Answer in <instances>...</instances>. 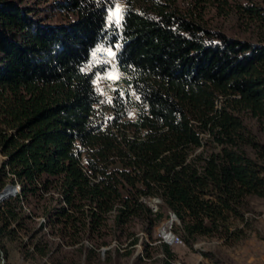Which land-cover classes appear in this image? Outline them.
<instances>
[{
	"label": "trees",
	"instance_id": "obj_1",
	"mask_svg": "<svg viewBox=\"0 0 264 264\" xmlns=\"http://www.w3.org/2000/svg\"><path fill=\"white\" fill-rule=\"evenodd\" d=\"M114 2L0 0V189L19 185L0 201V264L5 241L46 264H97L137 244L172 264L153 235L168 210L190 246L231 243L251 198L264 205L250 122L264 123V0H123L119 24ZM206 4L247 35L209 26ZM96 47L122 72L105 100Z\"/></svg>",
	"mask_w": 264,
	"mask_h": 264
},
{
	"label": "rangeland",
	"instance_id": "obj_2",
	"mask_svg": "<svg viewBox=\"0 0 264 264\" xmlns=\"http://www.w3.org/2000/svg\"><path fill=\"white\" fill-rule=\"evenodd\" d=\"M114 1L109 11V17L116 21L124 2L123 0ZM187 1L175 0V3L178 7L184 8L187 6ZM203 17L211 27L222 29L226 33L236 36L247 35V32L241 29L232 14H219L209 4H206L203 8ZM119 75H122V72L116 70V68L106 70L104 78L96 82V88L101 93L104 91L109 95L112 88L122 84V81L118 79ZM133 111L134 108H132L130 114H133ZM250 122L259 138L264 141V123L257 127L252 120ZM251 203L255 212L248 214L247 224L242 235L231 243H224L215 236L198 235L192 244L188 246L179 238L175 240L163 237L161 230H170L174 233L170 227L172 222H177L175 216V218L170 219V210L154 226L153 235L159 237V240L168 242L174 251L175 256L170 259L172 264H264V205L258 197H252ZM142 235L143 238L147 239L144 233ZM5 243L9 264H46L43 258L24 259L14 242L5 241ZM137 253L141 254L139 258L135 257ZM161 257L162 254L159 249L151 247L143 249L141 244H137L130 255H119L116 259L103 260L97 264H165Z\"/></svg>",
	"mask_w": 264,
	"mask_h": 264
},
{
	"label": "built area",
	"instance_id": "obj_3",
	"mask_svg": "<svg viewBox=\"0 0 264 264\" xmlns=\"http://www.w3.org/2000/svg\"><path fill=\"white\" fill-rule=\"evenodd\" d=\"M90 59L92 61H94L96 59H105L109 62V66L105 68L104 72L100 73L99 75L93 76L92 82H93L94 86L96 87V82L100 81L104 78L105 71L112 69L111 60H110V50H108L104 47H96L95 52L92 53ZM85 66H88V63ZM101 95H102V100H105V97L108 95V93H105L104 91H102Z\"/></svg>",
	"mask_w": 264,
	"mask_h": 264
},
{
	"label": "bare ground",
	"instance_id": "obj_4",
	"mask_svg": "<svg viewBox=\"0 0 264 264\" xmlns=\"http://www.w3.org/2000/svg\"><path fill=\"white\" fill-rule=\"evenodd\" d=\"M111 53V51H110ZM110 60H111V67L112 69L115 68V62H114V55H111L110 54ZM16 189L19 188V185H15ZM159 201V199L157 198H152L151 199V205L153 207V209L155 210L156 209V203ZM174 213L172 212H169V217L170 219L172 218H175L174 217ZM169 228V227H168ZM161 234L163 237H167L168 239H175V240H178V237L176 235H174V233H172L170 230H167V231H164V229L161 230ZM176 234V233H175ZM168 243V242H167ZM177 243V242H176ZM174 244V243H173Z\"/></svg>",
	"mask_w": 264,
	"mask_h": 264
},
{
	"label": "water",
	"instance_id": "obj_5",
	"mask_svg": "<svg viewBox=\"0 0 264 264\" xmlns=\"http://www.w3.org/2000/svg\"><path fill=\"white\" fill-rule=\"evenodd\" d=\"M16 190L17 189L15 187V184H11V183L4 184L0 189V201L6 196H8L9 194H12L13 192H15Z\"/></svg>",
	"mask_w": 264,
	"mask_h": 264
},
{
	"label": "snow or ice",
	"instance_id": "obj_6",
	"mask_svg": "<svg viewBox=\"0 0 264 264\" xmlns=\"http://www.w3.org/2000/svg\"><path fill=\"white\" fill-rule=\"evenodd\" d=\"M109 19H111V17H109ZM120 19H121V17L118 16L115 22H116L117 24H119V23H120ZM110 54H111V55H114V53H110Z\"/></svg>",
	"mask_w": 264,
	"mask_h": 264
}]
</instances>
